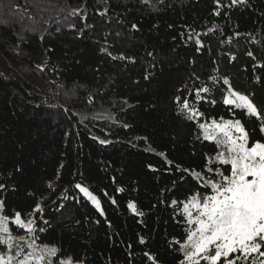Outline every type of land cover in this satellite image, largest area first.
I'll use <instances>...</instances> for the list:
<instances>
[{
  "label": "trees",
  "instance_id": "16d2710c",
  "mask_svg": "<svg viewBox=\"0 0 264 264\" xmlns=\"http://www.w3.org/2000/svg\"><path fill=\"white\" fill-rule=\"evenodd\" d=\"M229 86L264 115V0H0V214L34 220L58 264H180L184 205L231 170L199 126L240 120L264 142ZM100 109L114 119L75 113ZM9 222L0 250L25 251Z\"/></svg>",
  "mask_w": 264,
  "mask_h": 264
},
{
  "label": "snow or ice",
  "instance_id": "6c2138e0",
  "mask_svg": "<svg viewBox=\"0 0 264 264\" xmlns=\"http://www.w3.org/2000/svg\"><path fill=\"white\" fill-rule=\"evenodd\" d=\"M233 3H236V0H233ZM132 27L135 28L136 25L133 24ZM224 83H229L227 78ZM207 91H209L207 88L198 89L197 96L199 97L200 92ZM223 102L238 109H246L249 115L257 116L261 121L260 130L264 132V115L260 114L257 105L248 95L237 92L229 86ZM183 107H189L187 101L184 102ZM191 118L192 116H189V119ZM199 127L204 130L205 139L215 140L218 147L221 144L226 147V153L218 152L217 159L223 165H230L231 170L225 175L220 169H216L220 179L207 182L211 185L212 194L202 197L199 194L194 195L184 205L189 228L186 244L182 246V250L183 247L191 250L184 253V260L180 264L185 262L200 264L201 259L208 264H218V262L237 264V261L247 260L251 254L258 253L259 256L264 257L262 250L264 249V142L256 141L249 147L248 133L240 120L225 121L220 124L214 122L211 129L203 124ZM216 132L222 133L224 139H218ZM2 187L3 185H0V188ZM76 187L99 208L98 199L88 188L80 184ZM128 207L135 211L132 202H129ZM2 208L3 205L0 203V210ZM39 210L40 206L37 205L34 211ZM8 220L9 217L0 215V244L12 248L14 244ZM14 223L32 233L35 221L29 220L24 223L21 214L17 212ZM28 246L33 252H29L18 264H30L33 259L35 264H51L46 257H52L57 252L55 247L45 245L41 254H35L34 240ZM235 253L239 255L232 258L231 254ZM21 254L22 251L17 252L16 255ZM14 259L15 257L9 256L5 260L0 254V264H12ZM61 264L66 262L62 261ZM258 264H264V260H260Z\"/></svg>",
  "mask_w": 264,
  "mask_h": 264
},
{
  "label": "rangeland",
  "instance_id": "374dc122",
  "mask_svg": "<svg viewBox=\"0 0 264 264\" xmlns=\"http://www.w3.org/2000/svg\"><path fill=\"white\" fill-rule=\"evenodd\" d=\"M53 99H55V97H53ZM76 113V115H77V117H78V119H79V121L80 122H83L87 117H91V118H99V119H103V118H106V119H109V120H113L114 119V114L109 110V109H100V110H96V111H94V112H92V113H87V112H80V111H78V112H75ZM263 134H264V132H263ZM224 139V137L222 136L221 137V140H223ZM221 148H222V150H223V152H225L226 153V147L223 145V144H221ZM193 176H195L196 178H199L200 176L199 175H193ZM202 179V181L204 182V183H206V184H208L207 183V181L205 180V179H203V178H201ZM208 186H211V185H209L208 184ZM84 194V193H83ZM85 195V194H84ZM87 197V196H86ZM96 197V196H95ZM88 198V197H87ZM97 198V197H96ZM89 199V198H88ZM89 201L97 208V206H96V204L91 200V199H89ZM97 209H100V206H99V208H97ZM1 215V214H0ZM14 219H15V215L14 216H12L11 218H9V220H8V227H9V230H10V233H11V235H12V237H13V241H14V236L15 235H13V233H12V231H11V229H10V222L9 221H12L13 223H14ZM22 219V218H21ZM23 221H24V223H27L29 220H24V219H22ZM34 230V229H33ZM23 237V236H22ZM24 238V237H23ZM33 241V240H32ZM32 241H30V242H28L27 244H26V250L25 251H23L22 252V254L21 255H19V256H17L16 254H17V252L16 253H13L10 249H8V250H4L3 252H2V250H0V254H2L3 256H4V258H5V260H7L8 259V257L9 256H12V257H15V259L12 261V264H18V262L20 261V260H23L24 259V257L29 253V252H33V249L32 248H29V244L30 243H32ZM6 245V244H5ZM7 246V245H6ZM43 246H45V245H39V247H36L35 246V254H41L42 253V250H43ZM8 247V246H7ZM191 249L190 248H187V247H184L183 248V251H184V253L185 252H187V251H190ZM214 254V253H213ZM46 260H50L51 261V264H58L57 262H55L54 261V259L52 258V257H46ZM58 261H59V264H61V262L62 261H64V262H66V264H81V262H79V261H74V260H72V259H70L69 257H59L58 258ZM30 264H35V260L33 259L31 262H30Z\"/></svg>",
  "mask_w": 264,
  "mask_h": 264
},
{
  "label": "built area",
  "instance_id": "2783aa9c",
  "mask_svg": "<svg viewBox=\"0 0 264 264\" xmlns=\"http://www.w3.org/2000/svg\"><path fill=\"white\" fill-rule=\"evenodd\" d=\"M221 135H217V138L218 139H220L221 140ZM220 147H221V145H220ZM34 230H33V232L32 233H29L27 230L26 231H24L23 233H22V236L27 240V241H32V240H34Z\"/></svg>",
  "mask_w": 264,
  "mask_h": 264
},
{
  "label": "water",
  "instance_id": "95a60500",
  "mask_svg": "<svg viewBox=\"0 0 264 264\" xmlns=\"http://www.w3.org/2000/svg\"><path fill=\"white\" fill-rule=\"evenodd\" d=\"M211 187V186H210Z\"/></svg>",
  "mask_w": 264,
  "mask_h": 264
}]
</instances>
